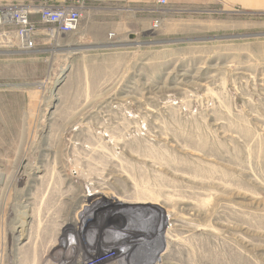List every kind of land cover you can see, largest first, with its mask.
<instances>
[{
	"label": "rangeland",
	"instance_id": "374dc122",
	"mask_svg": "<svg viewBox=\"0 0 264 264\" xmlns=\"http://www.w3.org/2000/svg\"><path fill=\"white\" fill-rule=\"evenodd\" d=\"M160 17L102 73L0 37V264H264V9Z\"/></svg>",
	"mask_w": 264,
	"mask_h": 264
},
{
	"label": "crops",
	"instance_id": "0c3cea01",
	"mask_svg": "<svg viewBox=\"0 0 264 264\" xmlns=\"http://www.w3.org/2000/svg\"><path fill=\"white\" fill-rule=\"evenodd\" d=\"M80 1L83 0H0V3L20 2L37 10L45 4L74 6ZM154 2L155 0H85L84 17L77 29L50 33L48 27L41 24L32 48L25 49L17 41H6L1 47L2 52L9 56L8 65L14 72H56L61 76L63 72L73 68L76 70L78 67L81 69L83 66H90L97 73H102L108 61L111 63L114 57L122 54L118 52L116 45L120 44V38L117 37L119 27H128L129 24L152 25L155 18H161V12H152ZM183 6L224 7L225 10L240 7L251 10L264 9V0H168L165 9L172 11L176 7L182 9ZM131 7L147 9L136 11ZM117 8H123L131 14L117 21L111 17L112 10ZM37 12L31 18L39 21ZM165 20L168 19H164V23ZM112 34L116 36L115 42Z\"/></svg>",
	"mask_w": 264,
	"mask_h": 264
},
{
	"label": "built area",
	"instance_id": "2783aa9c",
	"mask_svg": "<svg viewBox=\"0 0 264 264\" xmlns=\"http://www.w3.org/2000/svg\"><path fill=\"white\" fill-rule=\"evenodd\" d=\"M167 4L168 0H155L153 5L155 8L153 7L152 12H162ZM84 6L85 0L74 6L45 4L37 10L20 2L0 3V37L8 38L11 36L20 46L30 49L34 45L41 24L46 25L50 33L69 32L77 29L84 17ZM146 9L141 7L132 8L136 11ZM36 12L39 14V21L31 18ZM160 20L159 17L155 18L152 26L157 28ZM80 263L88 264L82 260Z\"/></svg>",
	"mask_w": 264,
	"mask_h": 264
},
{
	"label": "water",
	"instance_id": "95a60500",
	"mask_svg": "<svg viewBox=\"0 0 264 264\" xmlns=\"http://www.w3.org/2000/svg\"><path fill=\"white\" fill-rule=\"evenodd\" d=\"M131 36H132V38H134V36H135V35H134V34H132Z\"/></svg>",
	"mask_w": 264,
	"mask_h": 264
},
{
	"label": "bare ground",
	"instance_id": "6f19581e",
	"mask_svg": "<svg viewBox=\"0 0 264 264\" xmlns=\"http://www.w3.org/2000/svg\"><path fill=\"white\" fill-rule=\"evenodd\" d=\"M111 264H114V262H110Z\"/></svg>",
	"mask_w": 264,
	"mask_h": 264
}]
</instances>
